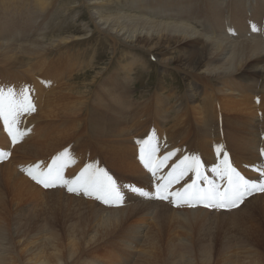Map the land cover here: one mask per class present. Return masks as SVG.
Returning <instances> with one entry per match:
<instances>
[{"label": "rangeland", "instance_id": "1", "mask_svg": "<svg viewBox=\"0 0 264 264\" xmlns=\"http://www.w3.org/2000/svg\"><path fill=\"white\" fill-rule=\"evenodd\" d=\"M5 1L0 0V24L5 21L7 25H2L8 28V31H6L5 38H0L2 43H25L37 38L46 42L50 38L69 35L80 38L75 42L64 43L52 48L44 59L34 57L35 59L29 60L24 56L20 59L23 64L20 67L8 68L0 64V89L4 90L5 96L9 90L19 94L21 89L27 88L34 106V111L23 113L18 117L14 131L22 132L23 135L18 136L16 143L8 142V136L3 130L4 122L0 119V130L5 137L0 140V149L5 153V158L0 159V188L4 192L3 203H0V253L4 255L6 252V260L13 258L18 252L17 264H32L37 257L56 254V257L50 256L52 264L56 263L57 258L62 259L66 264H75L73 262L76 260L79 263L83 260L88 263L95 256L100 255L105 258L110 253L113 256L111 255L108 259L117 264H264V196L260 195L264 191L247 198L234 209L215 210L217 212H209L207 215L206 210L213 211V209L178 208L175 205L171 207L165 202L156 201L155 198L154 202L148 201L151 204L138 202L135 199L144 196L142 193L153 188V184L161 178L160 190L166 188L164 191L170 195L168 199H180L174 202L180 204L182 203L181 196L171 194L183 195L182 185H170V183L181 176H188L197 171L196 165L190 161L194 142L191 139L192 134L188 125L193 122V113H189L184 124L179 123L171 127L170 123L164 126L163 130H158L162 120L167 117L170 119L171 115H174L175 111H180L182 107L195 108L198 105H204L203 84L205 80L196 79V75L201 77V74L194 73L195 70L191 68V63L185 62V60L190 61L184 58L185 54L177 49L163 54L138 47L141 43L135 47L111 39L107 32H100L94 28V24L89 19V10L92 7L88 3L92 0H41L42 5L34 0H8L10 4L4 5ZM107 1L110 5L102 7L100 12L108 14L112 10L116 13L117 10L125 14L121 19L122 22L132 18L130 15H142L147 19L167 21L161 14L163 11L158 10V6L150 5L151 9L142 3L143 7L139 9L132 5V0ZM210 1L192 0L188 7L182 6V10L176 13L180 17L182 16L180 14L186 10L184 7L189 9L192 7L191 12L195 14V17L191 18L192 21L188 19V24L196 25L197 28L192 27L202 33V36L205 34L204 29L212 24L211 20H215L211 16V19L206 16L210 4L219 7V15L225 13V16L228 15L230 19L234 18L232 10L234 11L236 6H239V9L243 8L242 13L246 8L247 14L242 15V18L251 20L248 22L251 29L249 31L259 33V28H264L262 27L264 26V0ZM40 7L44 8L38 11ZM249 8H253L254 12L249 13ZM97 10L100 9L97 8ZM157 10L158 14L152 15ZM213 14L214 12L210 13V15ZM198 17L207 21H201L199 25V22L195 21L199 19ZM181 20L177 19L179 22H182ZM10 21L14 22V27L18 28L21 34L10 33L9 29L14 30L11 28ZM140 22V20L132 19V26L128 28L133 29ZM203 22H205L204 25ZM200 26L202 32L199 30ZM205 35L211 36V34ZM237 36L230 40H241L243 39L241 37L245 35L241 33ZM211 37L214 38V35ZM215 37L219 38V36ZM258 37L264 40V37L259 35ZM190 49L188 44L181 50L190 51ZM161 57L173 58L169 60L170 65L167 68L161 63ZM261 64H264V55ZM93 69L95 70L89 72ZM85 74L86 79L82 81ZM95 76H98L97 82L93 85L94 88L91 87L90 93H81V100L86 99L87 102L77 117L60 118L42 115L45 111L52 110V102L58 101L55 97L59 96L58 91L59 93L65 92L66 86L71 85L75 80L80 81L79 85L81 82L86 84ZM235 79L236 77L233 76L227 80H218L214 83L215 89L219 85L221 87V82L235 81ZM248 82L254 84L255 96L264 95V75L251 76L246 73L245 79L241 82L242 88L248 85ZM160 83L164 86V90L159 89ZM190 84L193 85L192 89H196L189 90ZM208 95L209 93H206L207 97ZM120 97H123V100H120ZM110 99H113L111 100L114 105L113 109L109 107ZM162 100L165 102L164 106L160 103ZM46 101L48 105L52 104L46 107ZM121 101L129 105L128 109L131 111L128 114H130L129 116L123 114L120 121L112 119L125 131L135 135L136 137L130 140L132 144L135 141L136 143L129 150L119 152L121 156L111 157L106 148V142L98 140L97 125L95 126L91 118L86 120L83 112L91 111L92 114L95 112L101 116H103V110L108 114L125 113L128 109L122 105ZM133 111L137 112L135 118L131 116ZM155 128L160 134L165 135L152 133ZM190 128L193 132L195 126L191 125ZM61 135H65L61 139H65V142L62 141L64 143L58 148L53 144V148L56 149L45 155L38 151L37 157L27 156L26 147L19 150L17 148L20 145H27L29 148L35 145L37 147L39 143L43 147L45 144L58 141ZM46 136L52 139L49 141L45 138ZM53 136L58 138L54 140ZM146 137L156 148V151L152 153L157 165L154 172L151 170V162L146 167L145 161L141 159L142 142L146 140ZM2 140H7L4 146L1 145ZM68 143L72 144L71 147L66 146ZM167 143L171 146H167ZM261 145L259 151L263 149ZM169 153L172 155L164 160L163 158ZM260 153L263 154V151ZM186 156L189 157V161L185 165L173 167ZM216 156L221 158L220 153ZM226 156L230 158L229 154ZM54 158L57 164L53 167V175L49 181L55 186L45 188L43 184L29 176L28 171L42 173L47 166L53 164ZM113 158L116 159L113 160ZM173 158H175L174 161H171ZM217 160V166L220 169L216 167L217 172L214 171L215 174L212 177L208 175V178L205 176L208 170L206 168L204 170V159H200L198 168L200 176L195 175L197 177L195 186L197 184L205 186L207 181L211 185L218 184L220 187L221 184L217 183V180L222 179L220 173L225 166V159L217 158ZM66 161L77 165V169L82 170L85 166H90L92 171L103 169L107 172L115 181L116 187L121 190L120 193L125 195L122 205L119 207L104 206L97 199L98 193L90 196L85 194L83 188L79 191H69V187L77 189L74 183L71 185L58 183L59 179L53 177L56 176L57 169L62 174V163ZM122 161L134 172L133 174L126 173L127 171L119 167ZM46 162V167L42 170L34 167L38 165L37 163H41V167H44ZM227 164L230 165L231 162L228 161ZM168 168L171 170L165 171ZM7 169L18 173L26 181L18 183L9 179ZM148 170H150L149 176ZM163 170L168 176L162 179ZM73 171L74 169L71 173ZM40 178L43 179V175ZM200 178H203V182ZM206 178L213 181L206 180ZM185 181L188 180L185 178ZM17 186L26 188L19 189L16 188ZM63 186H66V189ZM131 206H134L136 211L132 210L122 214V209L128 210ZM114 214H121V217L115 218ZM233 214L244 216L247 223H258V232L254 235L252 230L251 233L243 230L244 227H240L232 220L231 215ZM138 217L145 220V224H138V229L139 226L141 227L140 232L131 239V233L125 232V226ZM185 222L192 223V225L186 226ZM132 229L137 230L134 227ZM71 242L74 243L69 246ZM183 244L189 246L183 248Z\"/></svg>", "mask_w": 264, "mask_h": 264}, {"label": "bare ground", "instance_id": "2", "mask_svg": "<svg viewBox=\"0 0 264 264\" xmlns=\"http://www.w3.org/2000/svg\"><path fill=\"white\" fill-rule=\"evenodd\" d=\"M34 1H39L40 5H42L41 0H34ZM191 1L192 0H132V5H134V7H137L139 9L143 7L142 3L146 5L147 8H151V9L152 7H150V5L159 6L160 8L159 11H163V13H161L163 18H164V15H168L167 18H165L167 21H156L155 19L153 20L147 19V18L142 17V15L141 16L130 15L132 18H130L129 20L125 22H122L121 19L125 16V14L121 12H117V10L115 11L116 13H113V10H112L108 14L100 12L102 10V7H106L107 5H110V3L107 0H92L91 2L88 3L92 7V9L89 10V14H90L89 19H91L92 23L94 24L95 26L94 28H96L100 32L102 31L107 32V35L111 39H114L118 41L119 43L122 42L126 44H131L132 46H135V47L138 46L139 43H141V46H138V47L146 48L149 51L155 50L156 52L164 54L167 51L177 49L179 51H182L185 54L184 58L186 57L187 59L191 61L190 62V61L185 60V62H188L189 64L191 63V68L195 70L194 73L201 74V77H198L199 75H196V79L198 78L197 80L199 81L205 80L203 84V94L205 96L204 105L202 106L198 105L195 108H192V107L183 108L182 107L180 111H175L174 115H171L170 119H168L169 117H167L164 120H162L161 126L158 128V130H163L164 126H167L170 123H171L170 124L171 127L179 123L180 124L186 123L185 118H187L189 113L192 112L194 116L193 122H190L188 125L190 133L192 134V135L190 134L191 139L194 142L191 148L190 161L192 162L194 160L200 161V159L203 158L204 159V170L205 168L208 170L207 174L205 173L204 174L206 177H208V175L209 177H212L213 174H215L214 171L217 172L215 168L217 167L218 170L220 169L217 166L218 164L217 158L219 160H221V158L225 159L226 154H229L231 159L229 157L227 158H228V161L231 162L230 164L231 167L234 168L235 171L239 173V175L242 176L244 180H246L249 183V185H255L256 187L252 189L253 191H256V193L259 195V193H262L263 191H259L256 189L259 188L261 185H264V95L255 96L254 95L255 93L254 84L248 82L249 84L247 85L245 83L246 86L242 88L241 82L245 79L246 73L250 74L251 76L264 75V64H261L262 57L264 55V52H263L264 51V40L258 37L259 34H262L264 36V28H261V27L259 28L258 35L252 33V31H249L251 29L249 28L248 22L251 20H246V18H240L242 15L247 14L246 8H244V13H242L243 8L239 9V6H236L234 11L232 10V14L234 18L230 19L228 15L225 16V13L219 15V11H220L219 7L215 6L214 4H210L208 15L206 16H211V18H214L215 20H211L212 24L208 28H205V27L203 28H205L204 29L205 34H211V36L214 35V38L211 36L205 35V34H203L202 36L201 35L202 33H199L198 31H196L194 27H192V25L190 26L188 23L183 22L184 20L183 21L181 20V17H179V14L177 15L179 18H177V16H174L175 14H172L169 12V11H172L174 13L176 12L178 13L182 4L184 3L190 4ZM246 1L249 2V0H246ZM209 2L211 1L209 0ZM7 4H10L8 0L4 2V5H7ZM42 8L44 7H40L37 10L40 11ZM97 8H99L100 10H97ZM185 9L187 8L184 7V10ZM196 10L198 12V9ZM146 11H144L145 14H146ZM248 11L249 13H253L254 9L249 8ZM211 12H214V14L210 15ZM227 13H228V10H227ZM157 14L158 12L152 15H157ZM184 14L194 16V14L191 12L190 9H187L184 12ZM132 19L141 21L133 29L128 28V26H132L131 24ZM177 19L181 20L182 22L177 21ZM220 21L222 23H220ZM10 23L12 26L11 28L14 29L13 31L9 29L10 33H13L15 35L16 34L15 32H18L17 30L18 28L16 29L14 27L15 26L13 25L14 22L10 21ZM2 24L5 26L7 25L5 21H2ZM2 24H0V38H5L7 36L6 31H8V28H4ZM241 33H244L245 35L241 37L243 39L237 40V41L230 40V39H233L232 37H236L237 35H240ZM246 35H248V37H246ZM215 36H219V38ZM20 37H23V36L20 35ZM77 39H80V38L69 35V36H65L61 38L59 37L50 38L46 40V42L43 39L41 40V38L30 40L25 43H17V42L2 43L0 42V64L7 66L8 68L9 67L10 68L20 67L23 65L20 59H22V57L24 56H26V58H28L29 60L35 59L38 57L40 58L43 57L44 59L45 55L48 54L47 52H49L52 48H56L59 45L64 44V43L75 42ZM188 44L190 45V48H191L190 51L181 50V49H184V46L186 47ZM171 59L173 60V58L171 57L170 58L161 57L160 61L161 63L164 64L163 66L167 68L170 65L169 60ZM94 70L95 69L90 70L89 72L94 71ZM98 74H100V72H98ZM233 76L236 77L235 81H233L234 79L232 78L233 80L231 81L228 80L229 82H225V81L221 82V87L219 85V87H216L215 89L214 83L216 81L227 80ZM97 77L98 76H95L90 82L86 84L81 82L80 85H79L80 81L75 80L76 79L75 78L74 79L75 81H72L71 85L68 84L66 86L67 90L65 92H60L62 93L60 95L58 91L59 96H55L56 99H58V101L52 102L53 103L52 110L45 111V113H42V115L44 114L45 116L60 117V118L77 117L78 114L82 111V108L85 105V102H87L86 99L81 100V93L86 92L87 94H89L92 89L91 87H93L95 82H97L96 81ZM85 79H86V74L83 77L82 81ZM192 86H193L192 84L189 85V90L192 89ZM159 89L164 90V86L161 85ZM206 93H209L208 97L206 96ZM111 96H113V94ZM111 100L113 99H110L109 107L113 109L114 105H113V102L111 103ZM120 100H123V97H120ZM120 100H115V101H120ZM160 103L163 106L165 105V102L163 100ZM51 104L48 105L46 101V107L50 106ZM107 104L108 102L106 103V105ZM122 105L127 109L129 108L128 107L129 105L126 103L122 102ZM129 111L131 110L128 109V111L125 113L108 114L107 111L103 110V116L95 112H93L92 114L91 111L83 112L84 113L83 115H85L84 118L86 117V120L91 118L95 126L97 125L96 128H97L98 140L100 142H106L107 144L106 148H108V152L110 153L111 157L115 155H117V157L121 156L119 152H122L124 150H129L133 146V144L136 143L135 141L132 144L130 140L136 136L133 135L132 133H128L127 131H125L121 125H119L117 122L114 121V120L120 121L121 120L120 117H122L123 114H128ZM131 116L135 118L137 116V112L132 113ZM111 123H115L118 125H115V124L112 125ZM191 125L195 126V129L193 130V132L190 128ZM68 130H71V129H68ZM3 134L0 130V140L5 139ZM63 137H65V135H61V137L59 138L57 137L58 141L56 140L54 143L51 142L52 144H48V145L45 144V146L43 147H41L39 143L37 147L35 145V147L31 146L29 148L27 147V145H20L17 148L19 150L21 148L25 149L26 147L27 156L33 155L34 157H37L36 155L39 154L38 151L40 152V154L45 155V154L51 153L54 149L58 148L61 144L65 142L64 141L65 139L61 140L63 139ZM45 138H48V137L46 136ZM49 139L50 138H48V140ZM146 140H149L148 137H146ZM62 141L64 142L62 143ZM6 142L7 140H2L1 145L4 146L3 144H5ZM53 144L57 147L53 148ZM150 145L154 147L153 144L150 143ZM260 145L263 148L262 149L263 154L260 153L262 152L261 150L259 151ZM28 146H30V144ZM17 148H16V152H18ZM97 149L100 150L99 148ZM176 153H178V151ZM218 153H220L221 158L216 156ZM116 158H113V160ZM155 160H157V158ZM47 162L44 163V167L43 166L41 167V163H37L38 169L42 170L43 168H45ZM5 165L8 166L7 164ZM65 166H66V169L64 171L63 178L65 175H67V173H69L74 168V166H72V164H70L69 162H65ZM120 166L125 171H127L126 173H130V174L134 173L129 168L126 167V164L123 161L120 163L119 167ZM76 171H81V169L80 168L76 169ZM149 172L150 170H148V176H149ZM6 173H7V177L9 179L10 178L13 179L14 182L24 183V181H26L24 177L14 172L13 170L7 169ZM193 174L196 175L197 171L195 173L189 174L188 176L193 175ZM74 175L75 173H73L72 177ZM206 180L213 181L212 179H207V178ZM175 181L179 182L178 185H182L183 189L181 192L183 193H185L186 191L198 192L200 189H205L206 187H209L215 190L218 187V184H217L218 182L219 184H221L219 187V190L223 191L226 185V180L225 179L222 180L219 178V181L217 180V183H215L217 185L215 186L213 184L214 187L213 185H211L210 182L206 181L207 185L205 186L203 185L200 186L199 184H197L194 188L187 189V187L184 186V184L192 185V182L182 183V178L180 177L178 180H174L170 184H172ZM16 188L23 189L26 187L17 186ZM63 188L66 189V186H63ZM152 189L153 188H151L150 190L147 189L148 191L145 190V193H148V195H144L142 197H136L135 199H137L138 202H142V203H146L148 201L154 202L155 200L158 201L153 196ZM165 189L166 188H164L161 191V193L162 195H167V199H164L162 197V201H161L162 203L165 202L169 206H171L172 203H174L175 201H180V199H177V198H175L174 200H169L168 197L170 195H168V193L164 191ZM3 193L4 192L2 188H0V203H3V198H2ZM88 193L90 195H93L90 192ZM260 195L264 196V193ZM242 199L244 200V197ZM181 202L189 205L191 203H196L197 201L192 200L190 203H188V202H183V200L181 199ZM200 203H202V205H198V206L199 207L201 206L202 208V206L207 205L209 201L204 200V201H200ZM148 204H151V203L148 202ZM208 207L213 208L215 210L218 209L217 206L215 205L208 206ZM132 210L136 211L134 206H131V209H128V210L122 209L121 212L123 214L124 212L127 213ZM215 210L213 211L206 210V215L209 212H217ZM241 213H245V212H241ZM114 216L115 218L119 219L121 217V214H114ZM231 218L233 221L237 222L240 227H244L243 230L248 231L250 233L252 230L254 232V235L255 233L258 232V229H257V226L259 225L258 223H247V221L244 219V216L242 215L235 216V214H233L231 215ZM138 224L144 225L145 220H141V218L138 217L132 223H129L128 225L125 226V232L131 233L130 234L131 239L134 238L133 236L135 235L137 236L140 232L139 229L141 227L139 226V229H138ZM184 224L186 226L192 225V223H189V222H185ZM132 227L136 228L137 230H133ZM124 235L125 234H123V236ZM73 243L74 242H71L69 246L72 245ZM187 245L188 244H183L182 247L185 248ZM5 254L6 252L4 253V255L0 253V264H17V259L19 257L18 252L13 258L8 257L9 260H6L7 256H5ZM111 255L112 254L109 253V256L107 255L105 258L100 255L97 257L95 256L88 263L85 260H83L82 263H79L77 260L74 261L73 263L75 264H117L108 259ZM50 256L56 257L57 255L56 254H45L33 260L32 264H52ZM55 264H66V263L62 259L57 258Z\"/></svg>", "mask_w": 264, "mask_h": 264}, {"label": "snow or ice", "instance_id": "3", "mask_svg": "<svg viewBox=\"0 0 264 264\" xmlns=\"http://www.w3.org/2000/svg\"><path fill=\"white\" fill-rule=\"evenodd\" d=\"M255 30V28L253 29ZM34 111V106L31 102V98L28 94V89L24 88L19 94L13 93L9 90L7 96H5L4 90L0 89V119L3 120L5 125V130L9 133L12 138V142L16 143L18 136H22V132L14 131L15 125L18 123V117L23 113ZM156 151V148L150 145V139L142 142L141 148V159L145 161V166L148 167L150 162L152 165L151 170L155 171L157 165L155 164L152 153ZM172 153L167 154L163 159L167 160ZM5 158V153L0 151V159ZM189 161V157H184L179 164L173 167H181ZM71 162V161H69ZM193 163L197 168V177L200 176L199 173V161L194 160ZM57 164L56 158L53 159V164L49 165L48 175L53 171V167ZM38 168L37 166H34ZM28 175L31 176L38 183L43 184L45 188L55 186L50 183L49 179H41L43 173L34 172L32 170L28 171ZM221 178L226 180V185L223 191L219 190L217 187L215 190H210L208 193H200L196 191H186L183 195L180 193H172L173 196H181L183 202L190 203L192 200L204 201L208 200L207 206H218V207H236L238 202L242 200L245 193H250V189L256 187L255 185H249V183L244 180L242 176L239 175L230 165L227 164V156H225V166L220 173ZM53 178H58L62 184L67 185L68 181L65 180L60 173L59 169L56 171V176ZM74 182L79 183L80 187L83 188L85 192L89 189L98 193L97 198L102 199L104 203H119L122 201V196L119 189L116 187L115 181L111 176L108 175L103 169H97L92 171L90 166H85L84 169L74 178ZM196 184L193 181L192 185H187V189H192ZM69 191H76L77 189L69 187ZM136 190V189H133ZM256 190L264 191V185H261ZM143 195H148V193H142ZM167 199V196L163 197ZM214 202V205H213Z\"/></svg>", "mask_w": 264, "mask_h": 264}]
</instances>
